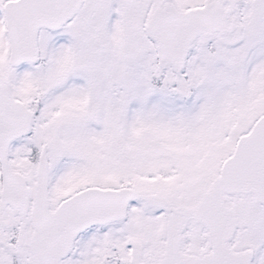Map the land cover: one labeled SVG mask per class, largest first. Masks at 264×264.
Masks as SVG:
<instances>
[{
    "label": "snow or ice",
    "instance_id": "snow-or-ice-1",
    "mask_svg": "<svg viewBox=\"0 0 264 264\" xmlns=\"http://www.w3.org/2000/svg\"><path fill=\"white\" fill-rule=\"evenodd\" d=\"M0 264H264V0H0Z\"/></svg>",
    "mask_w": 264,
    "mask_h": 264
}]
</instances>
